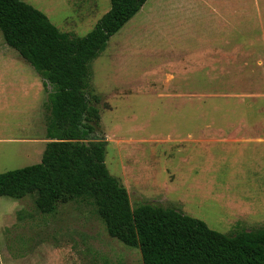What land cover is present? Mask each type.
I'll list each match as a JSON object with an SVG mask.
<instances>
[{
	"label": "rangeland",
	"instance_id": "374dc122",
	"mask_svg": "<svg viewBox=\"0 0 264 264\" xmlns=\"http://www.w3.org/2000/svg\"><path fill=\"white\" fill-rule=\"evenodd\" d=\"M80 39L110 0H22ZM0 173L38 164L51 91L0 32ZM105 165L132 208L159 205L215 231L264 228V0H146L90 64ZM8 90V91H7ZM1 104V102H0ZM88 202L41 214L0 197V264H140Z\"/></svg>",
	"mask_w": 264,
	"mask_h": 264
},
{
	"label": "trees",
	"instance_id": "16d2710c",
	"mask_svg": "<svg viewBox=\"0 0 264 264\" xmlns=\"http://www.w3.org/2000/svg\"><path fill=\"white\" fill-rule=\"evenodd\" d=\"M146 0H110L85 37L61 33L22 0H0V32L50 87V118L38 164L0 173V197L34 196L36 209L54 214L81 200L95 207L107 234L138 249L140 264H264V228L221 233L174 208H134L107 170V142L99 135L100 97L90 88V64Z\"/></svg>",
	"mask_w": 264,
	"mask_h": 264
},
{
	"label": "crops",
	"instance_id": "0c3cea01",
	"mask_svg": "<svg viewBox=\"0 0 264 264\" xmlns=\"http://www.w3.org/2000/svg\"><path fill=\"white\" fill-rule=\"evenodd\" d=\"M6 68L0 70V91L3 92L4 90V86L6 88H12L14 86V82L13 80L15 79V74L10 70V64L7 62L4 65ZM8 91V90H7ZM1 95V94H0ZM0 107L2 109L6 108L7 109V113H9V107L11 108V112L13 114V108H14V97H13V92H11V94L7 93L6 96L1 97L0 96ZM36 142H40V144L45 145L48 142V140H42V141H33L32 143L35 144ZM44 148L42 150L41 153H43ZM42 156V154H41Z\"/></svg>",
	"mask_w": 264,
	"mask_h": 264
}]
</instances>
